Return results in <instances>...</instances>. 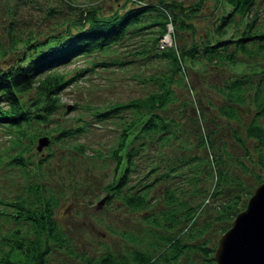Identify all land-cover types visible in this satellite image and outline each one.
<instances>
[{
  "label": "trees",
  "instance_id": "trees-1",
  "mask_svg": "<svg viewBox=\"0 0 264 264\" xmlns=\"http://www.w3.org/2000/svg\"><path fill=\"white\" fill-rule=\"evenodd\" d=\"M14 1L5 7L9 11L13 10L10 20L6 16L7 12L0 17L3 31H7V45L3 47L0 42V126H3L0 131V264H54L58 247L74 251L71 247L72 239L64 236L58 226V219L54 217L52 207L58 197L41 180L39 173L43 162L53 157L57 149H61L52 147V143L63 147L67 137L80 135L91 121L87 114L96 121L113 117L116 118L112 121H119L115 135L109 137L112 144H108L104 150L99 146L91 147L92 151L86 153L92 167L97 170L103 167L110 174L108 178V175L103 176V180L107 178L101 186L105 195L100 196L103 201L97 205L108 206L115 199L124 209L126 207L134 212L145 209L146 212H141V218L149 224H156L158 230L149 229L148 226L146 230L149 229V234L138 237L129 229L114 227L110 221L106 224L103 218L107 232L110 230L114 234H121L131 245L119 256L107 252L94 257L91 253L81 251L79 255L84 264H159L161 260L180 264L176 259L184 261L185 258L189 261L187 264H194L192 256H198L203 264H216L213 251L217 239L210 241L209 232L215 228L219 232L226 229L235 212L245 205L246 200L241 203L242 194L248 196L252 189L249 183H244V178L235 175L233 179L228 169L224 168L228 162L230 164L229 152L228 162L222 161L221 165L219 161L222 158L220 160L216 156L213 148L210 151L206 148L212 147V137L204 134L196 143V147L205 148L208 152L198 158L201 162L195 157L196 162L186 158V140L181 137L184 134L183 128L173 134L174 129L168 122L171 118L162 111L171 109L170 102L180 97L175 90L176 86H170V82L175 80V74L178 76L177 81L182 82L187 77V65L195 69L202 67V70L207 65L212 68L221 64L232 66L234 71L242 73L238 76L229 75L227 81L216 86L224 94V101L217 110L227 123L235 121L232 124L237 127H233L231 140L246 146L249 160L264 168L263 82L256 83L248 75L244 66L248 67L247 62L242 67L238 66L242 57L259 53L264 56V18L258 14L257 0H193L189 5H185L182 0H115L117 6L109 11H104V5L99 1L89 0L83 5L79 0H58L69 7L70 13L63 14L55 22L45 20L44 26L38 24L41 29L47 25L55 29L45 32V37L39 36L41 30L35 33L30 28L23 35L14 33L15 28L19 29L15 15L25 4L21 0ZM52 5L46 6L45 17H53L60 12L59 7ZM206 7L212 11L211 15L217 11L215 19L210 21L207 17L200 25H196L194 21L198 18L199 10ZM146 16L151 18L150 22L146 21ZM167 18L172 19L177 36L180 30L187 29L189 33L180 35L178 43L175 39L174 46L159 48L157 40L162 35ZM57 23L61 24L60 27H57ZM153 23L160 24L158 35L154 36L158 48L155 54H148L153 45H148L146 40L141 44L144 45L142 48L132 47L131 52L133 58H136V54H148L151 55L149 57L156 55L158 60L168 61L170 66L167 70L148 75L150 79L164 77L158 80L155 89L142 96L135 95L124 101L114 99L103 105L95 103L89 106V101L80 105L81 102L74 101L71 107H79L80 113L74 116L77 121L73 125L68 127L56 122L47 124L51 119L55 120L52 116L62 108V89L77 82L81 76L87 78L101 64L112 66L114 63L121 65L132 62L128 57H112L110 60H96V57L115 50L117 47L113 43L119 42L117 45H121L134 35L140 36L142 29ZM185 37L189 38L190 43L180 44ZM80 55L86 62L67 70L66 65L72 58ZM252 67L249 65V68ZM251 89L252 94L249 93ZM248 98L255 110L251 118L244 121L245 115L241 109L248 106L245 104ZM41 122L44 123L41 125ZM30 125L36 130L29 132ZM41 129L48 135L49 144L46 145L49 146L36 153L35 147L37 151L39 149L34 143V137L42 132ZM249 138L256 141L255 157L249 154ZM98 141L103 145L99 138ZM148 144L153 146L154 152L145 155L144 148ZM225 144L223 139L221 146ZM177 147L185 155L180 154L176 162L167 163L166 159ZM71 148L82 152L85 144L77 141ZM140 154L145 156L143 161L136 159ZM204 161L205 165L199 169L197 164H193H204ZM183 164H190L192 170L191 176L187 178L191 180L186 182L188 191L174 184V178H177ZM238 164L252 172L257 183L264 179L258 171L250 169L248 164L241 160ZM12 171L18 172V176L10 177ZM204 171H210L208 177L212 182L214 177L216 180L213 183L204 180L199 175ZM92 174L95 176V171ZM136 176L138 178L133 179ZM19 178H25L26 190L23 194L16 193L15 197L8 198L13 190L11 187ZM71 178L75 180V175ZM161 180L165 183L155 200L163 204L158 210L149 212L155 202L150 197L153 194L152 187ZM206 181L212 184L210 192L204 189L208 185ZM8 187L11 189L8 190ZM204 194L206 201L203 199ZM95 198L97 200L99 197ZM11 220L17 224L8 226ZM3 224L7 226L1 229Z\"/></svg>",
  "mask_w": 264,
  "mask_h": 264
},
{
  "label": "rangeland",
  "instance_id": "rangeland-1",
  "mask_svg": "<svg viewBox=\"0 0 264 264\" xmlns=\"http://www.w3.org/2000/svg\"><path fill=\"white\" fill-rule=\"evenodd\" d=\"M21 1L23 3L25 2V4L20 8L21 10L17 11L15 15L16 19L18 20L17 27H19V29L15 28V34H26L28 31H30V28L33 31L35 30V33L36 31L41 30L42 33H40L39 36L45 37V32L48 30L54 31L55 29L47 25L46 27H43L42 30L38 24L44 26L45 20H47V22H55L57 18L60 16L62 17L63 14L70 13V10L68 9L69 7H65L58 0ZM93 1H99L100 4L104 5L102 6L104 11H109V9L113 7L115 8L117 6L115 0ZM182 1H185V5L186 3H188V5L189 3L191 4V2L193 3V0ZM13 2L15 1L0 0V17H2V15L7 12L6 16L7 18L9 17L8 19L10 20L11 12L13 10L9 11L5 7L7 4L9 5ZM79 2L85 5L89 2V0H79ZM48 4H53L52 6L59 7L60 12H57L53 17L48 15L45 17L44 10H46V6H48ZM257 5L259 8L258 14L264 18V0H257ZM199 11L200 13L198 14V18L196 17V20L194 21L196 22V25H200L199 23L204 22L203 20L207 17L210 19V21H212L217 15V11L214 15H211L212 11L209 8H202ZM145 19L147 22H150L151 18L146 16ZM181 20L182 18L178 19V22ZM60 25V23H57V27H60ZM159 25L160 24L158 23H153L152 26L142 29L140 36L134 35L131 40H128L127 43L124 41L121 45H117L119 42L113 43L117 47L115 50H111L109 53H104L97 56L96 60H110L112 57H128V60L133 61L129 63L126 62L124 64L122 63L121 65L114 63L112 66H102L101 64V66L96 68V71L89 73L87 78L81 76L77 82L68 84L67 87L62 89V92L60 93V101L64 102L61 106L62 108L57 110L56 114L52 116L55 117V120L51 119V121L47 124L51 125L52 122H56L60 125H67L68 127L73 125L77 121V118L74 116H78V113H80L79 107H71L74 101L81 102L80 105L83 104L82 102L88 101L89 106H93L95 103H98V105H103V103H106L107 101H114V99L124 101V99L131 98L135 95L142 96L147 91L155 89L158 80L164 77L159 76L157 79H150L148 75L155 73V71H160V73H162L170 66L168 65L167 60H158L156 55L153 57H149L151 55H148L155 54V51L158 50L157 45H155L156 41L154 40V36L158 35L160 28ZM37 26L38 28L36 30ZM6 32L3 31V25L0 23V42L2 43L3 47L7 45ZM184 32L187 34L189 33L187 29H184L183 31L180 30L179 34L182 35ZM190 33H192L191 30ZM177 35L178 33L175 34V39L178 43L180 35ZM144 40L147 41L148 45H153V47H151V51L143 56L136 54V58H133L134 54L131 52L132 47H143L144 45L141 44H143ZM153 41L155 43H153ZM181 43L182 45H187V43H190V40L189 38L186 39L185 37L184 40L181 39L180 44ZM8 56L9 54L7 57ZM72 59L73 60H71L70 63L66 65L67 70L78 67L81 63L86 62V59H84L81 55ZM242 59L243 60L239 61L240 63L238 66L242 67L244 63L247 62L248 67L247 65H244L246 66V72H248V75L253 79L254 82H263L261 83V86L264 90V56H260L259 53L249 55V57H242ZM249 65H253V67L249 68ZM201 68L202 67H196L195 69L191 68L190 65H187L186 70L188 72L186 71L187 77L185 79L183 78L184 82H178V76L175 74V80L170 82V86H176L175 90L180 97L177 98L176 101L170 102L172 107L171 109L162 112L166 116H170L171 119H169L168 122L170 127L174 129V132H172L173 134L179 133L180 129L183 128L184 134H182L181 137L186 140V158L190 159V161H195V159L204 156V153L207 155L208 152L205 150V148L203 149L196 147V143L204 134L212 137V147L206 146V148L209 151L213 148V152L216 153V156H218L219 159L222 158V160L220 159L221 161H219L221 165L224 161L226 163L228 162L229 157H227V153L229 152L231 157L229 159L230 164L228 162V164L224 165V168L228 169L227 171L230 173L229 175L231 178L234 179L235 175L244 178V183H249L250 188L253 191L255 189V184L257 183L255 181V177L253 176L252 172H249V170H244V168L238 164L239 160L248 164V167H251L250 169L253 168L252 170L258 171L259 175L261 176H264V168H260L258 163H253L249 160V156H247V152H245L246 146L237 143V141L231 140L233 127H237L236 125H233L235 121L232 120L233 124L227 123L225 117L217 110L219 104L224 101V94H222V92L219 91L216 86L219 84L221 85V83L224 81H227L229 75L238 76L242 72L239 70L234 71L232 66L223 64L213 68L210 65H207L205 70H202ZM161 76L164 75L161 74ZM191 87L193 89H191ZM249 93L252 94V89L249 90ZM183 100L184 104H182ZM245 104L248 105L246 106L247 109H241V113L245 115L244 121H247L253 115L255 107L249 98ZM64 106L65 108H63ZM87 116L89 120H91L89 123H87V128L84 129L80 135L76 134L73 137H67L64 140V142L67 144H64L66 145V148H63L64 145L62 147L60 144L52 143V147H58L61 149H57L56 152L53 153L54 156L50 157L49 160L47 158L48 162L47 160L43 162V167L40 169L39 173L40 177L42 178L41 180L51 188L50 190L53 195L58 197L55 205L52 207L54 208V217L55 219H58V226L62 229L64 236H68L70 239H72L71 247L72 250H74H65L62 247H58L56 249L57 251L55 252L54 264H84L82 256L79 255V252L81 251L84 253H91L94 255V257H97L103 253L106 254L107 252H111L115 254V256L121 255V253L126 250V247L131 245V242L127 241L121 234H114V232H111L110 230L107 232L103 225H105V223H109V221L114 227L129 229L130 232L132 231V233H135V235L138 237H145V234H149V229L153 228L158 230L156 224H149L144 218H141V212H146L145 209H141L138 212H134L126 207L124 209L120 207L118 201L115 199H113L111 204L108 206H105V204L97 205L100 196L105 195V193L103 194V189H101V186L105 181H107V178L110 174L108 170L104 171L103 167H100L98 170L92 167L86 153H88V151H92L91 147L95 148L99 146L100 148L102 147L101 150H104L108 144H112L113 142L112 140H109V137L113 138L115 135L116 127L118 126L119 121H112L116 117L110 119L104 118V120L101 121L97 119L96 121L95 119L90 118L88 114ZM43 123L44 122H41V125ZM33 125L28 127L29 132L35 129ZM2 127L3 126H0V131L2 130ZM40 132L41 133L39 135L34 137V143H36V145L38 138L41 137V135L46 134L43 129H41ZM242 133L243 132H241V134ZM224 135L226 136L225 138L222 137ZM98 138L103 142V145H100ZM223 139H225L226 142L224 147L221 146ZM77 141L85 144V148H83L84 151L79 152V150L76 148H71L73 143H76ZM179 141L180 139L177 140V143ZM255 143L256 141L254 139L249 138V154L253 157L257 156V146H255ZM42 145L43 146L38 151L35 147L36 153L44 151L46 147L49 146L46 145V142H44ZM144 149V151H146L145 155H147L148 152H154L153 146L150 144L146 145ZM180 150V147L175 148V151H173L169 159H166L167 163H170V161L176 162L180 157V154L185 155L184 152H181ZM140 155H137L136 159L143 161L145 156H143V154ZM108 160L110 161L111 159ZM201 161L198 159V162ZM193 164H197L196 166L199 169L202 165H205V161L204 164ZM183 165L184 166L180 170V173H178L177 178L175 179L173 177L175 181L174 184H176L177 187H183L185 191H188L186 182L191 180H187V178L191 176L192 170L190 169V164ZM0 171L2 170L0 169ZM94 171L95 176L92 174ZM155 174L153 173L152 175ZM208 174H210V171L208 173H205L204 171L199 175L203 176L204 180L210 181L211 179L208 177ZM11 175L18 176V172L12 171L9 176L11 177ZM72 175H75V180L71 178ZM103 176H107V178L103 180ZM137 178L138 177L136 176L133 179ZM215 180L216 179L214 177V181ZM207 181L205 183H208L209 186L206 184V188L204 187V189H207L210 192L213 188L210 187V185H212L210 184L212 180L210 182ZM164 183L165 182L161 180L158 184H154L151 190L153 193L150 196L151 200H155V197L160 195L159 191ZM25 184V178H19L18 180L16 179L13 186L11 187L13 189L12 193L8 194L10 196L8 198L15 197L16 193L23 194L26 190L24 187ZM11 188L8 187V190ZM235 188L236 186H234V189ZM95 197L99 198L95 200ZM204 198H206L205 194L203 196V199ZM246 198L247 195L243 193L241 203L247 200ZM162 204L163 203H161L159 200H155L154 204L151 205L152 209L149 212L158 210L161 208ZM103 218L105 223H103ZM229 221L231 223V220ZM7 224L8 226L12 227L17 223L16 221L11 220V222ZM7 224H3L1 229L5 228ZM146 227L149 229L146 230ZM160 229L162 230L161 227ZM209 233L210 241H215L217 236L222 232H219L215 228L211 229ZM144 243H146V240H144ZM50 257L53 259L52 255ZM191 258L193 259L194 264H203L198 256H195L194 258L192 256ZM176 260L181 262L180 264H187L189 262L187 258H185L184 261L182 259ZM159 264L170 263L161 260Z\"/></svg>",
  "mask_w": 264,
  "mask_h": 264
},
{
  "label": "water",
  "instance_id": "water-1",
  "mask_svg": "<svg viewBox=\"0 0 264 264\" xmlns=\"http://www.w3.org/2000/svg\"><path fill=\"white\" fill-rule=\"evenodd\" d=\"M44 142H48L46 134L38 138L37 148ZM254 188L218 235L213 251L216 264H264V179Z\"/></svg>",
  "mask_w": 264,
  "mask_h": 264
}]
</instances>
